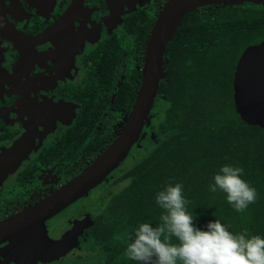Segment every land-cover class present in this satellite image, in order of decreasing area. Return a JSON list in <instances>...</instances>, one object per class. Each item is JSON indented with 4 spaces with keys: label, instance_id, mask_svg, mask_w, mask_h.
<instances>
[{
    "label": "flooded vegetation",
    "instance_id": "obj_1",
    "mask_svg": "<svg viewBox=\"0 0 264 264\" xmlns=\"http://www.w3.org/2000/svg\"><path fill=\"white\" fill-rule=\"evenodd\" d=\"M172 1L0 0V264L89 260V225L125 185L122 177L143 151L139 145L154 134L172 56L191 42L173 44L178 29L200 25L218 7L263 6L212 5L187 13L166 46L165 78L127 159L87 195L28 230L10 232L4 225L22 223L26 212L50 203L120 137L143 85L150 37ZM67 213L74 228L61 217Z\"/></svg>",
    "mask_w": 264,
    "mask_h": 264
},
{
    "label": "trees",
    "instance_id": "obj_2",
    "mask_svg": "<svg viewBox=\"0 0 264 264\" xmlns=\"http://www.w3.org/2000/svg\"><path fill=\"white\" fill-rule=\"evenodd\" d=\"M188 38L184 52L172 56L159 90L154 134L139 145L143 151L122 177L127 183L89 225L90 253L102 264H139L126 249L140 224L160 223L163 209L155 197L169 182L183 184L197 227L219 220L233 234L247 230L249 238H264V129L244 123L233 98L240 57L264 41V6L218 7L200 25L178 29L173 44L181 48ZM224 165L242 167V179L257 190L256 202L244 212L234 210L226 193L208 190Z\"/></svg>",
    "mask_w": 264,
    "mask_h": 264
},
{
    "label": "water",
    "instance_id": "obj_3",
    "mask_svg": "<svg viewBox=\"0 0 264 264\" xmlns=\"http://www.w3.org/2000/svg\"><path fill=\"white\" fill-rule=\"evenodd\" d=\"M241 4L264 6V0H173L161 14L150 37L143 85L120 137L86 172L55 195L50 203L26 212L22 223L12 221L4 227L9 226L10 232L15 234L28 230L100 185L127 159L130 149L140 140L160 82L165 78L163 60L166 46L173 40L184 16L199 7ZM233 92L235 108L241 120L251 127L264 129V41L249 46L240 57L234 74Z\"/></svg>",
    "mask_w": 264,
    "mask_h": 264
},
{
    "label": "clouds",
    "instance_id": "obj_4",
    "mask_svg": "<svg viewBox=\"0 0 264 264\" xmlns=\"http://www.w3.org/2000/svg\"><path fill=\"white\" fill-rule=\"evenodd\" d=\"M243 174L242 167L224 165L208 190L226 193L234 210L244 212L256 202L258 193L242 179ZM155 202L163 209L160 223L138 226L126 249L130 260L139 264H264V238H249L247 230L233 234L219 220L209 221L203 229L197 227L183 184L169 182L156 194Z\"/></svg>",
    "mask_w": 264,
    "mask_h": 264
},
{
    "label": "rangeland",
    "instance_id": "obj_5",
    "mask_svg": "<svg viewBox=\"0 0 264 264\" xmlns=\"http://www.w3.org/2000/svg\"><path fill=\"white\" fill-rule=\"evenodd\" d=\"M61 217L65 218V221L68 224V226H67L68 228H70V227L74 228L73 227V215H72V213L71 214L70 213L62 214ZM72 230L74 231L75 229H72ZM41 236H43V235L41 234ZM62 238L63 237L55 238L52 243L51 242H49V243H51V244L59 243L60 241H62ZM42 242H43L42 239H38L37 240V244H40L41 245ZM80 263L81 264H83V263L84 264H102L103 262L100 261V257L95 253V254H91L90 255L89 260H87L86 262H80Z\"/></svg>",
    "mask_w": 264,
    "mask_h": 264
}]
</instances>
